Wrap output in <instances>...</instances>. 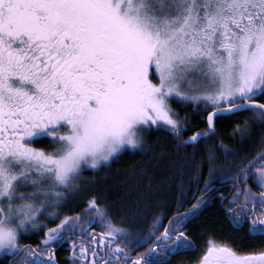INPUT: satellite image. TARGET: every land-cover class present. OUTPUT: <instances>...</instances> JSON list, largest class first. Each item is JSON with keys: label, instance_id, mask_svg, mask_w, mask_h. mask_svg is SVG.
Wrapping results in <instances>:
<instances>
[{"label": "snow or ice", "instance_id": "6c2138e0", "mask_svg": "<svg viewBox=\"0 0 264 264\" xmlns=\"http://www.w3.org/2000/svg\"><path fill=\"white\" fill-rule=\"evenodd\" d=\"M260 98L264 0H0V253L9 264H58L56 251L67 244L71 264H167L195 250L185 225L214 198V185L231 180L232 197L216 198L228 199L233 227L247 223L260 245L242 251L211 238L195 264H264V147L233 175L217 174L221 156L210 149L188 186L175 184L168 223L161 213L140 235L119 226L127 217L114 222L97 195L80 213L59 211L82 190L85 171L125 150L152 152L149 163H159L165 153L155 154L161 145L148 141L149 131L195 149L220 119L251 111L232 130L251 135L252 124L264 125ZM173 102H190L206 130L182 139L188 120ZM44 139L47 147L34 146ZM253 176L261 191L249 186ZM49 208L59 223L43 226L38 245L22 244L21 234L40 228Z\"/></svg>", "mask_w": 264, "mask_h": 264}, {"label": "trees", "instance_id": "16d2710c", "mask_svg": "<svg viewBox=\"0 0 264 264\" xmlns=\"http://www.w3.org/2000/svg\"><path fill=\"white\" fill-rule=\"evenodd\" d=\"M260 99L261 102H264V98ZM172 107L182 119L188 120L187 126L182 129V139L191 136L196 131L206 130V123L193 110L190 102H173ZM251 117H253V113L246 111L220 119L217 122L214 136L202 139L195 149L192 144L177 148L179 142L172 133L149 131L147 133L148 141L161 145V148L156 149L155 154L158 155L161 151L165 153L159 163L154 160L151 164L149 163V159L154 155L152 152L145 156L125 150L114 162L98 170L89 171V180L84 183V194L78 197L75 203L70 202L69 205L65 203L59 210L61 217L80 213L87 199L92 195H97L101 197L103 203L109 206L114 222L119 224L122 216L127 217L128 219L119 226L129 227L130 231L136 235L148 232L152 219L161 213H166L163 219V223L166 224L170 213L176 210L174 204L175 184L182 180L187 187L189 179L195 174L197 165L206 161L210 149H215L221 156L217 174L227 172L229 175H233L236 164L242 158H251L264 147L261 145V140L264 138V125L252 124L251 135L244 138L238 134L233 135L232 130L236 124ZM34 146L47 147L48 141L44 139ZM223 146H227L229 149L226 157ZM225 159L230 163H225ZM244 162H247L246 159ZM145 167H147V174L142 176L141 170ZM87 172L88 170L85 171V173ZM133 172L136 175H132ZM203 172L207 176L206 163ZM149 178H151V183H149ZM170 185L172 186L170 187ZM51 220L54 221V226L59 223V219L53 217L49 218L47 222L51 224ZM190 225L188 236L197 244H203L205 241L215 238L218 241H227L231 246L245 251L250 250L253 246L258 247L261 242L260 238H252L244 230L232 229L222 208L214 202L204 207L201 216L193 220ZM96 231L99 232L97 228ZM160 231H163V228ZM43 232L44 227L29 230L21 237V243L35 245L34 242L43 237ZM78 235L79 233H77ZM136 251H143V248ZM135 255L136 252H133L132 256ZM3 257H0V264H4ZM59 259L61 260V258ZM60 263L63 264L64 261L61 260ZM169 264H177V262L172 260Z\"/></svg>", "mask_w": 264, "mask_h": 264}, {"label": "flooded vegetation", "instance_id": "af4514ba", "mask_svg": "<svg viewBox=\"0 0 264 264\" xmlns=\"http://www.w3.org/2000/svg\"><path fill=\"white\" fill-rule=\"evenodd\" d=\"M256 166H258V165H256ZM232 183H233V182L230 180V181H228L227 184L215 185L214 187H217V188H218V191L215 192V193H212V197H214V198L210 199L209 203H210V204H211L212 202L217 203V204L222 208L224 214H225V215L227 216V218H228V223H230L232 229H234V230H244V232L247 233L248 236H250V235L248 234V224H247V223H245V224H244L242 227H240L239 229L233 227V225H232V223H231V217H230V216L226 213V211H225V208H226V207H232V205L229 204L228 199H224L223 201H221L220 199L216 198V197H219L221 193H223V195H224L225 197H227V198H231L232 195H233V193H234V191H235V189L232 187ZM248 184H249V186L252 188V190H253L254 192L261 191V189L257 187L256 179H255L254 176H253L251 179H249ZM197 194H198V193H197ZM241 199H242V197H241ZM192 202H195V201H192ZM209 203L207 204V206L210 205ZM189 206H190V205L186 204V205H185V208H186V207H189ZM183 210H184V209H180L181 212H182ZM174 212H175V211H174ZM174 212H171V213H170V217L174 214ZM202 212H203V211H201V213H202ZM201 213H200V215H199L196 219H198V218L201 216ZM191 222H192V221H191ZM191 222L185 225V230H186L187 234H188V231H189L188 228L191 226V225H190ZM167 223H168V221H167ZM167 223H166V224H167ZM44 225H47V227H54V221L51 220V224H49L48 222H46ZM44 225H43V226H44ZM51 225H53V226H51ZM43 226L41 225L40 228H43ZM22 236H23V235H21V237H22ZM189 237H190V236H189ZM250 237H252V236H250ZM42 238H43V237H42ZM42 238L36 240V241L34 242L35 245L30 244V243H24V244H29V245H32V246H36V245L39 244V242L42 240ZM252 238H254V237H252ZM257 238H258V237H257ZM192 241H193V240H192ZM217 241H218V240H217ZM194 243H195V242H194ZM22 244H23V243H22ZM206 247H207V241H205L203 244H202V243H199V244L195 243V250H193V251H180V252H177V253H175V254H173V255H171V256L169 257V259H168V261H167V264L171 263L172 260H174L175 262H177V264H195V262L198 260V258L203 254V250L206 249ZM67 248H68V245H67V244H64V245L60 246V247L57 249V251H56V258H57L58 264H62V263H60L61 260L64 261L63 264H71V262L68 261V260L66 259L67 256H68ZM0 257H2V256H0ZM3 258L5 259L4 264H9V261L12 259L11 256H8V257H5V256H4ZM59 258H61V260H60Z\"/></svg>", "mask_w": 264, "mask_h": 264}, {"label": "rangeland", "instance_id": "374dc122", "mask_svg": "<svg viewBox=\"0 0 264 264\" xmlns=\"http://www.w3.org/2000/svg\"><path fill=\"white\" fill-rule=\"evenodd\" d=\"M132 151V150H131ZM89 171L90 170H88V172L87 173H83V176L85 177V179L83 180V181H81L80 183H81V185H82V190L80 191V192H78V193H76L75 195H74V197H70L69 199H68V201H67V204L69 205V204H71L70 202H76L78 199V197H80V196H82V194H84L83 192V189H84V183L85 182H88V178H89ZM88 174V176H86ZM60 210V209H59ZM52 211V209L51 208H49L48 209V211L47 212H45L43 215H41L40 216V224L43 226L47 221H48V219L49 218H51V216H48V212H51ZM29 230H32V228H30ZM28 230V231H29ZM97 230L98 231H100L101 229L99 228V227H97ZM27 231V232H28ZM27 232H24V233H22L21 235H25ZM0 256H4L3 255V253H0Z\"/></svg>", "mask_w": 264, "mask_h": 264}, {"label": "water", "instance_id": "95a60500", "mask_svg": "<svg viewBox=\"0 0 264 264\" xmlns=\"http://www.w3.org/2000/svg\"><path fill=\"white\" fill-rule=\"evenodd\" d=\"M191 144V143H190Z\"/></svg>", "mask_w": 264, "mask_h": 264}]
</instances>
